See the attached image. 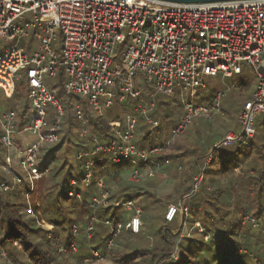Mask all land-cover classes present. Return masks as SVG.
<instances>
[{
	"label": "built area",
	"instance_id": "2783aa9c",
	"mask_svg": "<svg viewBox=\"0 0 264 264\" xmlns=\"http://www.w3.org/2000/svg\"><path fill=\"white\" fill-rule=\"evenodd\" d=\"M41 16H49V20L43 21ZM30 31L39 46L35 52H25L18 45ZM57 45L59 54L54 49ZM242 64L256 73L257 85L251 100L237 113L239 132L226 133L213 149L238 143L245 146L255 136L257 116L264 113V0L196 4L158 0H0V101L1 96L11 101L23 81L32 116L29 125L17 132L14 111H5L0 103V144L6 152V165L11 168V160L15 159L31 185L33 179L47 175L48 169L37 167L36 157L41 145L58 142L63 108L56 91L47 88L45 82L56 80L61 74L65 94L84 101L94 116L101 117L102 110L114 103L135 104V117L123 129L108 123L112 140L100 142L91 135L88 142L92 149L88 147L77 154L76 162L83 176L77 182L74 178L69 181L67 197L82 201L79 185L89 186L93 182L92 169L98 163L126 169L122 181L128 185L156 177L164 179L168 163L155 161L154 157L168 151L193 119L213 121L221 113L222 95L215 96L208 105H194L204 89L203 77L239 75ZM142 83L152 89L147 99L139 88ZM172 95L180 98L183 114L165 144L138 148L137 118L143 120L144 126L157 128L150 117L156 97ZM47 108L55 112L50 123ZM75 115L82 120L79 105L75 106ZM21 133L35 136L36 141L19 147L16 142ZM83 134L88 137L87 131ZM210 160L208 155L204 167ZM202 171V167L198 169L189 194L176 205L167 206L166 222L187 216L189 201L202 182ZM12 176L13 183L21 185L22 179ZM95 182L97 196L91 197L88 205L92 215L86 225H72L70 233L72 237L83 234L90 243L94 225L103 223L111 231L105 244V250L110 251L123 231H141L142 210L131 201L112 199L117 184L108 186L102 179ZM2 189L9 190L5 185ZM109 207L131 214L125 225L117 224L114 228L109 219L99 221L97 211ZM243 224L258 229L250 217H244ZM179 228L182 231L186 226L181 222ZM55 230L56 226L49 227L48 237ZM198 231L202 232L200 228ZM261 233L264 239V230ZM56 240L59 242L60 238ZM68 251L76 253L77 247L69 243L60 244L57 249L59 254ZM89 254L90 261L86 262L105 260L96 250H89Z\"/></svg>",
	"mask_w": 264,
	"mask_h": 264
},
{
	"label": "trees",
	"instance_id": "16d2710c",
	"mask_svg": "<svg viewBox=\"0 0 264 264\" xmlns=\"http://www.w3.org/2000/svg\"><path fill=\"white\" fill-rule=\"evenodd\" d=\"M62 83L63 79L60 74L56 86L60 94L58 100L63 108L61 130L65 133V136L63 135L60 138L58 145L51 149L46 156L44 155L45 157H42L40 153L37 156L39 159L37 167L39 168L48 167V158H51L52 161L61 159L60 168L50 167V177L54 184L51 185L46 200L48 202V215H50L47 217L48 222L61 227L51 232L50 237H48L50 232L44 230L38 224L40 218L35 215L36 208L34 217L32 219L28 218L26 205L22 198L25 193L31 191L32 185L27 180L23 170L24 176L22 173L13 172L17 177H25L23 178L25 182H22L21 185L14 184L9 173L2 174L0 171V259H3L5 264H83V258L86 259L83 250L90 258L88 247L98 251L107 260L115 264L251 263L247 260V256L242 255L241 252L253 256L254 264H264V239L260 234L261 230H264V119L258 121L256 119L255 136L245 146L238 143L229 147L213 149V146L218 142L217 140L220 141L229 132L225 126L224 128L220 126V129H215L211 125L205 128L207 130L204 136L196 132L195 139L198 140L197 142L194 141L196 145L192 142L193 138H185L186 133L180 139L174 140L168 151H163L157 157H154V160L160 163L167 162V169L169 164L172 165L171 169L173 170H166V178L172 175L173 194H157L155 192V185L158 184L153 182H163L160 177H156L154 180H145L137 185L122 184L120 182V172L126 169L113 168V166L104 164L95 165L92 169L94 179H102L106 184L118 183V191L113 195V199L136 201V204L143 208L142 223H148L147 220L156 222L153 228V230H157L156 239L150 244L144 240L143 244V238L147 239L148 237H146L147 234L144 235L142 229L138 234L123 231L114 240L111 250L106 251L105 244L111 236V231L103 223H99L94 225L90 243L83 240V242L78 241V244L70 233L73 220L64 219L60 221L56 219L59 214L61 216L65 213L59 197L60 195L67 197L66 192L69 181L75 178V174L70 173L71 167L68 165L67 159L64 156L58 157L57 154L64 147L67 149L74 148V151H78L77 153L87 150L88 147L92 149L91 143L88 142L91 135H95L100 142H108L112 140V133L109 124L103 118L91 114L84 101L65 95ZM139 88L144 99H147V94L152 93L151 87L146 83H142ZM26 92L25 82L20 81L19 89L16 90L11 103L7 104L8 111L14 110L16 113L17 132H21L26 128L32 119L25 99ZM214 97V95L207 96L200 92L194 101V105H208ZM167 100V96L156 97L155 108L150 117L155 123H158V129L155 131V136L152 137L153 133L149 130L150 127L145 125V130L141 134L143 139L141 138V142H138V140L136 144L138 148H145L142 147L144 143L146 149L161 147L165 144L171 130L176 125L174 123L170 124L168 112L170 102H167ZM245 102L248 101L240 103L235 114V121L237 113ZM76 105L81 108L82 120H78L75 115ZM128 105L135 106L133 102L128 103ZM226 115L224 114V116ZM219 116L216 118L219 119ZM52 120V117L47 119L49 123ZM220 122L222 126L226 123L222 120ZM85 128L89 132L87 142L84 139H79V143L74 144L71 140H66L72 130H83ZM161 133L165 137L164 139L158 138ZM84 144H87V148L84 147ZM208 155H211V160L204 167ZM5 156L6 152L0 144V166L2 168H6ZM182 164H184V168ZM201 164L202 166H200ZM198 167L203 169L202 182L198 192L189 201L187 216L181 220L183 225L188 228V234L180 236L181 228L178 230L177 225L174 228L169 226L175 222L180 223L176 219L177 217L171 223H168L165 221L164 215L167 206L176 205L177 200H181L189 194L192 186L188 181L176 184L174 175L183 173L192 180L199 173ZM235 171L239 172L236 173ZM182 177L181 175L178 179ZM42 178L41 181L43 180L42 182L46 184V179ZM56 179L58 181L55 183ZM3 185L7 186L9 190L4 191L2 189ZM65 185L68 187H65ZM14 190L19 191L17 197L10 194ZM3 191L9 193L5 195ZM87 192L83 193L82 202L78 204L70 202L69 210L73 209V213L76 214V223L82 216L90 217L88 205L91 197ZM163 200L168 204L163 206L165 211L160 215L157 209H159L160 202L162 203ZM97 215L100 222L109 219L114 228L117 224H126L123 211L112 207L101 208ZM244 217L252 218L260 228L255 230L251 225L243 224ZM62 223L64 224L62 225ZM148 226H150V223H148ZM67 227L68 232L66 234ZM199 228L202 230L201 233L198 231ZM251 229L258 231L256 236H249ZM173 231L175 234L172 233ZM63 233L66 236L63 245L76 242L80 247L78 254L70 251L60 255L57 254V249L62 243L57 242L56 239L60 238ZM261 237L263 240H261ZM174 255L176 257L172 258ZM21 256L25 257L26 260L23 261Z\"/></svg>",
	"mask_w": 264,
	"mask_h": 264
},
{
	"label": "rangeland",
	"instance_id": "374dc122",
	"mask_svg": "<svg viewBox=\"0 0 264 264\" xmlns=\"http://www.w3.org/2000/svg\"><path fill=\"white\" fill-rule=\"evenodd\" d=\"M40 19L43 20V21H48L49 20V16H43V17L41 16ZM29 20L32 21L33 18L31 16H29ZM58 42H60V41L58 40ZM18 45L22 49H24L25 52H35V51L39 50L38 43L33 38V31H30L29 32V36L26 39H23ZM54 49L57 52V54H59V46L58 45L54 46ZM202 83L204 85V89L201 90L202 94H205L207 96H210V95H214V96L222 95L221 101H220L221 113H220V116H219L220 118L219 119L215 118L213 121H205L203 119H193L192 120L191 124L189 125V127L185 131V133H186L185 134V138H188V139L193 138L192 142L195 145H196L195 142L198 141L197 139H195V136H197V135H195V133L198 132L199 135L202 134V136H204V134H206V130H207L205 128L210 127L211 125L215 129H220V126H221V128H224V126H225V128L228 131H230V132H236V133L239 132V127L237 125V122L235 121V114H236V111H237V109H238V107H239L241 102L250 101L251 100L252 94H253V92L255 90V87L257 85V76H256V73L252 69H250L247 66H245L244 64H242L241 65V73L239 75H233V76H231L229 78H222L220 75L205 76L202 79ZM56 84H57V79L56 80H47L45 82V86L47 88L54 89L56 91V95L55 96L58 99L60 94H59V89L57 88ZM64 94H65V92H64ZM168 101L170 102V104L168 106V112H169V116H170L169 117L170 124H173V123L177 124L178 121L180 120L182 114H183V110H182L183 106L181 104V100H180V98L177 95H172V96L168 97L167 102ZM0 103H1V106L2 107L4 106V109H6V108H8L7 104L11 103V101H6L1 96ZM8 110H6V111H8ZM14 113H15V111H14ZM47 113L50 115V117H52V119L55 116V112H54V110L52 108H47ZM224 114H227V115L224 116ZM15 115H16V113H15ZM101 117L107 123H110V124L114 125L115 127L123 129L125 127V125L130 121V119L132 117H135V113L133 112V107L128 105V103L127 104H122V105L114 103L110 108H108V109L105 108V109L102 110ZM220 119L223 122H226L225 125L222 126V124L220 122L221 121ZM256 119H257V121L260 120V119H264V114L260 113L257 116ZM156 125H157V128H153V127L149 128V130L153 133L152 137L155 136V134H156L155 131L158 129V126H159L158 123H156ZM136 130H137L136 138H138L137 139V140H139L138 142H141V138L143 137V135H141V134H143V130H145V126L143 125V120L140 119V118H137ZM196 130H198V131H196ZM83 131H87V129L85 128L83 130H79V129L78 130L77 129L76 130H72L68 134L69 138H67L66 140H71L72 142H74V144H76L77 142L79 143V141H78L79 139H86L87 138L86 136H84ZM61 132H62V130H61ZM60 134L61 135L59 136L58 142L60 141V138L63 137V135L65 136V133H63V132L60 133ZM88 135H89V132L87 131V136ZM18 136L21 139H25L26 140V141H21V139H20V142L17 141L16 143H17V145L19 147L23 146L26 143L28 144L29 142L33 143V142L36 141L35 136H31L29 134H24V133L22 134L21 133ZM182 136H184V134ZM159 137H161L163 139L165 138V137H163L162 133L160 135H158V138ZM161 138H159V139H161ZM177 139H180V137L177 138ZM137 140H135L136 144H137ZM217 141L219 142V140H217ZM217 141H215V142H217ZM58 142L56 144H54V145H45V144L41 145L40 148H39L38 154L40 153L42 157L44 155L46 156V154L51 149H53L56 145H58ZM210 143H211V141H210ZM143 145L144 146H142V147L146 148V146H145L146 144L144 143ZM77 152L78 151H76V150L74 151V148L67 149V148L64 147L57 154L58 157L64 156L67 159L68 165H70V167H71L70 173L75 174L74 175V177H75L74 179H75L76 182L78 180H80L82 178V176H83V173L80 174V170H78L76 168V156L78 154ZM38 154H37V156H38ZM189 155H190V153H189ZM11 161H12L11 168L8 167L7 165H6V168H2V166H0V171L2 172V174L3 173L4 174L5 173H9V175L12 178H14L12 176V174L16 176V174H14L13 172H19V174L22 173V175H23L22 169L18 165V163H16V160L12 159ZM47 162H48V167L47 168H43V169H48L47 175L44 176V178L46 179V184H44V182H42L43 180L41 181V179H43V178L37 179V180L33 179L32 180L33 182H32L31 191L28 192V193H25L24 197L22 198L23 202H25V205H26L28 218L32 219L34 217L33 216L34 215V210L36 208L37 210H35V215L40 218L38 220L39 221L38 224L40 226H42L43 229L46 230V231H47V229L49 227H51V226L54 227V225H56V224H50V222H48V219H47V217L50 216V215H48V208H47L48 207V202L46 201L47 198H48L47 194L49 192V189L51 188V185L54 184V181H51V177H50L51 176L50 167L51 168H53V167L60 168L61 167V159L59 161H52L51 158H48ZM205 162H204V164H205ZM36 164H39L38 157H36ZM100 164H102V163H98L96 166H99ZM200 166H202V164ZM114 167L115 166H113V168ZM182 167L184 168V164H182ZM66 168H65V170H66ZM171 168H172V165L169 164V167H168L167 170H169V171L173 170ZM235 172L237 173L239 171H235ZM25 175L27 177H29L26 172H25ZM124 175L125 174L122 173L121 177H123ZM181 175L183 177L181 179H178L179 177H181ZM181 175H174L175 178H176V180H175L176 184H181L184 181H188L189 184L192 186L193 179L196 176H194L192 178V180H190V178H187L188 175L183 174V173H181ZM23 176H22V178L21 177H18V178H21L22 182H25L24 179H23L25 177H23ZM171 177H172V175H170L169 178L167 177V178L162 179L163 182H161V181L153 182V183H157L158 184V185H155V190H156L155 192H157V194H164V193L165 194L166 193L173 194L174 193L173 182H172ZM58 179H60V178H58ZM58 179L55 180V183L58 181ZM70 180H72V179H70ZM12 181H13V179H12ZM120 182L122 184H124L121 179H120ZM65 187H68V186L65 185ZM89 187H90V185H89ZM68 190H69V187H68ZM79 190L82 191V192L88 191L87 193L89 194L90 197L97 196V192H98V191L95 190L94 185L91 187V189H87V187L82 184V185H79ZM18 192L19 191L14 190V192H10V194H13L15 197H17V195L19 194ZM3 193H5V192L3 191ZM8 193H5V195H7ZM66 196H67V192H66ZM59 199H60V201L63 204V209H64L65 213L63 215H61V216L59 214L56 217V219H58L60 221L64 220V219L65 220H73L71 226L72 225L84 226V225H86L88 223L87 222L88 221L87 220L88 217L86 215L84 217L82 216L80 219H78V222L76 223V220H75L76 219V214L73 213V209L69 210L70 206H71V203L78 204L80 202H78L77 200H74V199H69L68 197H63L62 195H60ZM66 199L68 200V202H67ZM116 200H118V199H116ZM179 200L176 201V204L179 203L178 202ZM130 201L133 202L134 204H136V201H133V200H130ZM166 204H168V203L165 202L164 200L162 201V203L160 202L159 209H157V212H159L160 215L163 214V212L165 211V208H163V206H165ZM138 206L142 210V215H141V219H140L141 223H142L143 208L140 205H138ZM97 213H98V211H97ZM97 213H96V215H97ZM91 215H92V211L90 210V216ZM130 215L131 214L128 213L129 217H130ZM176 219H178V221H180V223L178 222V224H177V222H175L173 225H169V226H170V228H174L177 225V228L179 230L180 224L182 222L181 220L183 218L181 219L180 216H177ZM74 220H75V223H74ZM147 222L150 223V226H148L149 228L147 227L148 223H146V224L142 223V228H141L142 232L144 233V235L147 234L146 237H148L147 239L143 238V244H144V240H146V242L148 241V243L150 244L153 241H155V239H156L157 230H153V228L155 227L156 222L155 221H152V222L150 221L149 222L148 220H147ZM157 223L159 224V222H157ZM63 224L64 223H62V225ZM57 226H56L57 229L61 227V226H58V227ZM258 228H260L259 225H258ZM67 230H68V227L66 228V232H65L66 234L68 232ZM255 230L251 229V232H250L249 236H252V237L256 236L258 231H255ZM174 231L172 232L173 234H175ZM65 233H63V235L60 236L61 240L59 242H61L62 245H63L64 239L66 237L64 235ZM186 233H188V228L187 227L185 228V230H182L180 232V236H185ZM260 234L262 235V233H260ZM74 239H75V241L78 244H79V242H83V240L85 241V238L83 237V234H81L78 237H74ZM261 240H263L262 237H261ZM76 242L73 243L77 247V252L74 253V254H78L79 249H80L79 245H77ZM85 242H87V241H85ZM89 250H92L91 247H88V251ZM57 254L60 255L58 252H57ZM241 254L242 255L245 254L247 256V260L249 262H251V263H248V264H254L253 263V261H254L253 256L247 255L244 252H241ZM83 255L86 258V259L83 258V260H82L83 264H115L114 262H112L110 260H107L105 257H104L105 260H103L100 263H97V262L96 263L95 262L94 263L86 262V261H90V259L88 257V254H86V252L84 250H83ZM22 260L25 261L26 258L22 257ZM0 264H5V261L3 259H0ZM6 264H8V263H6ZM64 264H67V263H64Z\"/></svg>",
	"mask_w": 264,
	"mask_h": 264
},
{
	"label": "crops",
	"instance_id": "0c3cea01",
	"mask_svg": "<svg viewBox=\"0 0 264 264\" xmlns=\"http://www.w3.org/2000/svg\"><path fill=\"white\" fill-rule=\"evenodd\" d=\"M5 108H6V107H5ZM6 110H8V109L6 108L5 111H6ZM219 115H220V114H219ZM219 115H218V116H219ZM229 132H230V131H229ZM229 132H228V133H229ZM231 133H236V132H231ZM20 139H21V138L18 136V137H17V141L20 142ZM137 139H138V138H135V140H137ZM84 140H85V142H87V138L84 139ZM21 141H26V140H25V139H21ZM137 141H138V140H137ZM33 143H34V142H33ZM30 144H32V143L29 142L28 144L26 143V144H24V145H30ZM135 144H136V143H135ZM76 168H77L78 170H80V174L83 173L82 169L78 166L77 162H76ZM115 169H116V168H115ZM198 169H199V167H198ZM166 170H167V167H166ZM117 171H118V169H117ZM125 172H126L125 170H124V171H121V172H120V177H121V174H122V173L125 174ZM166 175H167V173H166ZM120 179L122 180V177H121ZM96 180H99V179H98V178L93 179V182L90 184V187H89V186H86L87 189H91V187L94 185L95 190L97 191L96 186H95V183H96L95 181H96ZM104 182H105V181H104ZM143 182H144V181H143ZM143 182H141V183H143ZM123 183H125V182H123ZM105 184H106V182H105ZM116 184H117V188L115 189L114 193L112 194V197H113V195H115V194L117 193V191H118V183L106 184V185H108V186H112V185H116ZM125 184H126V183H125ZM139 184H140V183H139ZM136 185H137V184H136ZM86 192H87V191H86ZM83 193H84V192H83ZM112 199H113V198H112ZM113 200H116V199H113ZM119 200H120V199H119ZM121 201H123V200H121ZM179 201H180V200H179ZM179 201H178V202H179ZM121 211H123L124 217H125L126 222H127V221L129 220V218H130V217L128 216V213H129V212H126V211H124V210H121Z\"/></svg>",
	"mask_w": 264,
	"mask_h": 264
},
{
	"label": "water",
	"instance_id": "95a60500",
	"mask_svg": "<svg viewBox=\"0 0 264 264\" xmlns=\"http://www.w3.org/2000/svg\"><path fill=\"white\" fill-rule=\"evenodd\" d=\"M165 3L172 4H196V3H214V2H231V1H243V0H158Z\"/></svg>",
	"mask_w": 264,
	"mask_h": 264
}]
</instances>
